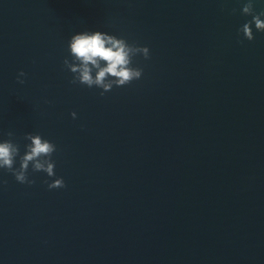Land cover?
I'll list each match as a JSON object with an SVG mask.
<instances>
[{
    "label": "water",
    "instance_id": "95a60500",
    "mask_svg": "<svg viewBox=\"0 0 264 264\" xmlns=\"http://www.w3.org/2000/svg\"><path fill=\"white\" fill-rule=\"evenodd\" d=\"M245 2L0 0V141L56 145L55 176L0 169V264H264V33L239 31ZM86 30L147 45L142 77L71 83Z\"/></svg>",
    "mask_w": 264,
    "mask_h": 264
},
{
    "label": "clouds",
    "instance_id": "9594fccd",
    "mask_svg": "<svg viewBox=\"0 0 264 264\" xmlns=\"http://www.w3.org/2000/svg\"><path fill=\"white\" fill-rule=\"evenodd\" d=\"M258 0H246L243 3L241 12L243 15L251 16L252 19L245 22L239 29L247 40H254L255 29L264 33V5L261 10H256ZM235 13L236 9H232ZM70 57L64 58V65L75 75L71 83L87 85L89 88L96 86L105 92L111 91L114 86L120 87L131 84L143 75L142 67L133 66V58L142 54L145 59L150 58V49L147 45L129 43L126 38L118 37L104 31H82L71 36L69 40ZM27 74L20 70L17 80L20 83L25 81L22 77ZM76 118L77 113L72 112ZM15 133L8 131L7 136L13 137ZM25 138L30 141L26 145L23 155L20 153V145L13 139L0 141V169H7L15 179L22 184H35V179H29L28 170L31 166L34 172L43 171L49 177L55 176V161L52 159L56 151V145L45 139L40 134L28 132ZM19 156L20 166L15 167L16 158ZM4 184L6 180L0 181ZM47 183V181H45ZM63 177L54 179L48 183L49 189L65 187Z\"/></svg>",
    "mask_w": 264,
    "mask_h": 264
}]
</instances>
